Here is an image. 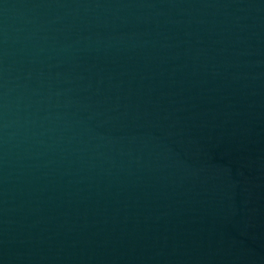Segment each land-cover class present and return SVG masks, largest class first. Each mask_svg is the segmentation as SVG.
Listing matches in <instances>:
<instances>
[{"label":"water","instance_id":"water-1","mask_svg":"<svg viewBox=\"0 0 264 264\" xmlns=\"http://www.w3.org/2000/svg\"><path fill=\"white\" fill-rule=\"evenodd\" d=\"M0 264H264V0H0Z\"/></svg>","mask_w":264,"mask_h":264}]
</instances>
